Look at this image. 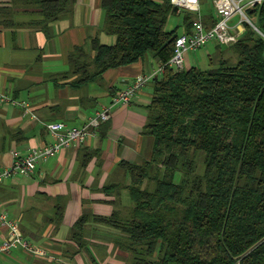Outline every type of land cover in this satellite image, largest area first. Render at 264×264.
<instances>
[{
	"label": "trees",
	"instance_id": "1",
	"mask_svg": "<svg viewBox=\"0 0 264 264\" xmlns=\"http://www.w3.org/2000/svg\"><path fill=\"white\" fill-rule=\"evenodd\" d=\"M74 1L9 0L11 7L34 8L40 18L33 23L45 32ZM101 7L114 41L94 36L68 52L61 74L74 76L76 88L145 54L166 63L179 34L165 29L168 16L183 12L186 32L194 18L169 0H101ZM247 14L264 33V3ZM214 21L203 19L207 27ZM224 46L236 54L234 64L220 57L204 69L165 66L152 79L141 130L153 139L150 157L118 163L132 207L124 215L92 216L118 230L116 242L132 264H264V37L245 24L239 39ZM86 220L73 225L74 239Z\"/></svg>",
	"mask_w": 264,
	"mask_h": 264
},
{
	"label": "crops",
	"instance_id": "2",
	"mask_svg": "<svg viewBox=\"0 0 264 264\" xmlns=\"http://www.w3.org/2000/svg\"><path fill=\"white\" fill-rule=\"evenodd\" d=\"M212 1L207 5L199 0L202 21L214 19ZM39 18L34 8L11 7L9 0H0V91L29 103L28 112L0 106V168L9 164L11 150L25 152L51 142L46 122L80 126L104 107H109V117L84 143L60 149L31 175H13L0 182V209L18 219L20 232L32 244L47 251L46 256H34L17 248L1 254L0 264H123L128 252L116 242L120 233L92 216H110L114 211L124 215L132 207L123 187L129 178L118 163L150 157L153 139L141 130L152 80L128 104H112V97L159 61L145 54L136 62L105 71L97 82L73 87L74 76L61 74L68 69V51L94 36L102 43L114 41L104 30L101 0H75L71 12L50 23L47 32L33 23ZM184 31L182 26L177 32ZM222 46L213 42L201 48L211 61ZM197 62L196 55L185 53L186 67ZM113 183L122 187L110 189ZM83 215L87 220L76 240L73 225ZM4 237L0 227V241Z\"/></svg>",
	"mask_w": 264,
	"mask_h": 264
},
{
	"label": "built area",
	"instance_id": "3",
	"mask_svg": "<svg viewBox=\"0 0 264 264\" xmlns=\"http://www.w3.org/2000/svg\"><path fill=\"white\" fill-rule=\"evenodd\" d=\"M176 6L177 11L186 10L194 14L189 32L179 33L174 40L173 54L166 63H158L151 71L142 73L133 78L126 86L118 89L112 97V104H128L135 93L145 83L160 76L165 66L173 70L185 67V53L205 46L208 42L220 45L235 43L248 24L253 30L264 37L258 29L253 18L247 14V9L261 5L264 0H213L214 23L206 26L201 20L199 0H169ZM237 19L232 22V18ZM10 105L20 107L24 112L29 111L26 99L13 97L0 91V106ZM109 107L95 110L93 116L80 126H71L64 121H49L45 127L51 135L52 141L40 146L32 147L25 152L18 149L10 151L9 164L0 168V182L13 175H31L36 166L62 148L76 146L84 143L90 135L95 133L99 122L109 117ZM0 227L5 230V237L0 241V255L10 253L20 248L34 256H46L47 251L32 244L21 232L19 221L9 217L4 209H0Z\"/></svg>",
	"mask_w": 264,
	"mask_h": 264
},
{
	"label": "rangeland",
	"instance_id": "4",
	"mask_svg": "<svg viewBox=\"0 0 264 264\" xmlns=\"http://www.w3.org/2000/svg\"><path fill=\"white\" fill-rule=\"evenodd\" d=\"M205 2L208 4L211 3V0H205ZM183 15L184 13L183 12H180V13H177V14H171L168 16L167 18V21H166V24H165V29L169 30V29H172V28H176L177 31H181V27L183 26ZM236 18V17H235ZM237 19V18H236ZM235 19V20H236ZM264 34V33H263ZM111 35V34H110ZM112 36V35H111ZM113 37V36H112ZM113 40H114V37H113ZM208 43H213L212 41L211 42H208ZM75 46V45H74ZM73 46V47H74ZM72 47V48H73ZM71 48V49H72ZM70 49V50H71ZM69 50V51H70ZM68 51V52H69ZM222 51L221 52L222 54L219 53H216L213 58L211 59V61L208 60L207 56L206 55H203V49L202 48H199V49H196V52H191L190 51V54L192 56L196 55V58H198V62L196 64V66H198L199 68H210V67H214L218 64V59L220 57H223L226 59L227 63L228 64H234L237 60V57H236V54L230 50V49H227L224 45L222 46ZM148 187L151 189L153 187L152 183L149 182L148 184ZM123 264H132L131 262V258H129V255L127 256V259L125 260V262Z\"/></svg>",
	"mask_w": 264,
	"mask_h": 264
}]
</instances>
